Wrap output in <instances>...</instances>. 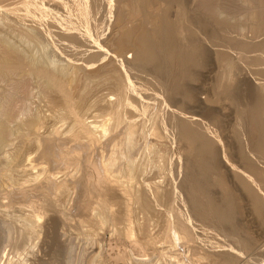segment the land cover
<instances>
[{
  "label": "rangeland",
  "instance_id": "374dc122",
  "mask_svg": "<svg viewBox=\"0 0 264 264\" xmlns=\"http://www.w3.org/2000/svg\"><path fill=\"white\" fill-rule=\"evenodd\" d=\"M0 113V264H264V0H0Z\"/></svg>",
  "mask_w": 264,
  "mask_h": 264
},
{
  "label": "bare ground",
  "instance_id": "6f19581e",
  "mask_svg": "<svg viewBox=\"0 0 264 264\" xmlns=\"http://www.w3.org/2000/svg\"><path fill=\"white\" fill-rule=\"evenodd\" d=\"M7 3V2H6ZM71 10V9H70ZM69 12V11H68ZM148 38V37H147ZM169 39V38H168ZM148 40V39H147ZM147 40L145 41V37H144V42L143 41H141L143 44V48L144 49H146V51H148L149 52V54H150V52H151V57H155V55L154 54H152V49H150V45H149V43L147 44ZM150 40V39H149ZM147 46H149V49H148V47ZM180 53V52H179ZM146 54V53H145ZM148 54V55H149ZM143 56H144V54H143ZM153 57V58H154ZM152 58V59H153ZM156 60V59H155ZM147 63V62H146ZM248 94H252V92H249ZM249 95V96H250ZM251 97V96H250ZM113 109V108H112ZM5 112V111H4ZM1 114V113H0ZM115 118V117H114ZM85 119V118H84ZM105 119V118H104ZM117 119V118H116ZM85 121V120H84ZM57 122V121H56ZM106 123V122H105ZM6 125V124H5ZM32 126V125H31ZM81 126V125H80ZM92 126V125H91ZM5 127V126H4ZM77 127V126H76ZM71 128V127H70ZM81 128V127H80ZM93 128V127H92ZM99 128V127H98ZM105 128V127H104ZM108 128V127H107ZM97 129V128H96ZM105 130V129H104ZM81 131V130H80ZM88 131H90V130H88ZM93 131V130H92ZM95 131V130H94ZM106 131H107V129H106ZM57 133H58V131H56ZM117 132V131H116ZM120 132V131H119ZM129 132H131V131H129ZM67 133V132H66ZM89 133V132H88ZM87 133V135H88V137L87 138H89V140H91V141H94V140H98V141H100L98 138H96L94 135H93V133L94 132H90L89 134H90V137H89V134ZM96 133V132H95ZM78 133H75L74 134V132H73V134H71V135H73V137L72 138H74V140H73V142H76L75 140H77L76 138H78L79 139V137H77L78 135H77ZM98 133H96V135H97ZM101 134V133H100ZM30 135V134H29ZM46 135H48V134H46ZM60 135V134H59ZM58 135V136H59ZM80 135H82V133L80 134ZM86 134H84V136H85ZM121 135V134H120ZM5 136H6V133H5V130L4 129H2V127L0 126V139H2V138H4V139H6L5 138ZM54 136V135H53ZM56 137H57V135H55ZM61 136V135H60ZM64 136V135H63ZM99 136V135H98ZM8 137V136H7ZM39 137V136H38ZM55 137V138H56ZM82 137V136H81ZM94 137H95V139H94ZM112 137V136H111ZM118 137V135H116V138ZM121 137V136H120ZM65 138V137H64ZM67 139H68V137H66ZM69 138H71V136L69 137ZM72 138H71V140H72ZM83 138H85V137H83ZM87 138H86V140H87ZM113 138V137H112ZM41 138H39L38 140H40ZM81 140H82V138H80ZM80 139L78 140L80 143H81V146H84L85 145V143H84V145H82V141H80ZM3 140V139H2ZM69 140V139H68ZM84 140V139H83ZM89 140H87L86 142L87 143H91V141L90 142H88ZM115 140V139H114ZM114 140H111L110 141V143L113 141V144L118 140V139H116V141H114ZM125 140V139H124ZM41 141V140H40ZM40 141H38L39 142V144L41 143ZM43 143H41V146H42V144H43V146H42V151H40V149L41 148H39V147H41V146H39L38 148H39V151L41 152V154L40 155H42L43 157H41V159L43 160V161H31L35 166H37V167H39V169H40V172H39V174L38 175H35V178H34V180H36L38 183L37 184H33V185H36V186H34L35 188L34 189H38V190H45V189H49V190H51V189H64L65 187L64 186H66V185H64L65 184V182L64 183H58V184H55L54 185V183H53V181L55 180V181H58V180H56L55 179V177L57 176V174L58 173H60V172H58V173H50L51 171H49L48 169H49V167H50V165H47V164H56L57 163V161H61L63 164H64V166L65 167H63V165H62V167L63 168H65L63 171H62V168H61V170L60 171H62L63 172V174H68V176H69V174H70V176L71 177H73V175H75V174H73V172L75 173V171H73V170H75V168L77 167L78 168V166L81 164V163H79L78 164V158H79V162H80V155H82V157H83V153L82 154H80V152H79V156H78V151L77 150H79V149H77L76 151H77V153H76V151L75 150H73L74 152H75V154L77 155V157L76 156H74L75 158L73 159L72 157V155H74V154H69V152L71 153V151H72V149L73 148H75V147H72V149H71V147H70V145L73 143H71V141L70 142H68V141H66V140H63L64 142L66 141V143H65V145H63V146H66V144L68 143V144H70V145H68L70 148H68L69 149V152H67L66 151V149H63L62 148V144H61V146H60V143H57L56 142V140L54 139V138H46V139H43ZM57 141H62V139H57ZM77 141V143H79ZM98 141H96L97 142V144H98ZM118 141H120V140H118ZM117 141V142H118ZM1 142V141H0ZM32 142V141H31ZM37 142V141H36ZM96 142L95 143H93L92 142V144H88V145H92V146H94L93 144H96ZM102 142V141H101ZM100 142V143H101ZM105 142H107V140L105 141ZM124 142V141H123ZM86 143V144H87ZM99 143V144H100ZM7 144V143H6ZM11 144V143H10ZM38 144V143H37ZM97 144L94 146V148H96V149H98V147L99 146H97ZM98 144V145H99ZM112 144V145H113ZM116 145H117V143H115ZM114 144V151H117L116 150V145ZM118 144H123V143H121V142H119ZM74 144H72L71 146H73ZM76 145V144H75ZM101 145V144H100ZM106 145L107 146H110L111 144H109V141H108V143L107 144H104V146L106 147ZM121 145H117V149L119 150L120 148V146ZM101 146H103V144L101 145ZM103 146V148H105ZM77 147H78V144H77ZM66 148H67V146H66ZM78 148H80V147H78ZM89 148L90 149H92L91 148V146H89ZM93 148V149H94ZM102 148V147H101ZM107 148V147H106ZM82 149V148H81ZM85 149V148H84ZM92 149V150H93ZM86 150V149H85ZM91 150V151H92ZM99 150H104V149H99ZM99 150H95V151H92V153H96L97 154V152H99ZM111 150V149H110ZM81 151V150H80ZM88 151V150H87ZM102 151H100V152H102ZM109 151V150H108ZM113 151V153H114V155H117V153L116 152H114ZM36 152V151H35ZM84 152V151H83ZM120 152V151H119ZM31 154V153H30ZM86 154V153H85ZM100 154V153H99ZM98 154V155H99ZM106 154V153H105ZM121 154V153H120ZM39 155V156H40ZM95 155V154H94ZM98 155H96V156H93L92 155V157H96V159H91V160H89V159H84V166H82V165H80L79 166V168H81V169H84L85 171L87 170H90L92 173H93V176H95L96 177V180H94V178L93 177H91V175L89 174L88 176L85 174L86 172H84L83 174H85L87 177L85 178V177H83V178H85L84 180L85 181H83L82 182V187H83V189H80V188H78V191H81V193H83V196L84 197H81V195H79L78 197H81V198H78L77 197V199H80V200H82V202H79V201H77V204H79V203H81L80 204V206H81V208L80 207H78V205H76L78 208H80V210H90V209H92V208H90V206H91V203H92V198H94V197H92L94 194H99V193H101L102 192V189H101V186H103V184H105V186H107L106 185V183H104V178H103V176H102V174L103 173H101L100 174V172H99V170L101 171V172H103L102 170H104V166H103V169H102V167H101V169H99V165H101V164H98L99 163V160H98V162H97V159L99 158V156ZM111 155H112V153H111ZM88 156H90V153H89V155ZM97 156H98V158H97ZM102 156H104V155H102ZM82 157H81V159H82ZM105 157V156H104ZM38 158H40V157H38ZM84 158V157H83ZM88 158V157H87ZM90 158H91V156H90ZM101 158V157H100ZM110 158H111V156H110ZM114 158V157H113ZM119 158H120V155H119ZM112 159V158H111ZM118 159V158H117ZM89 160V161H88ZM92 160H94V161H92ZM102 160V159H101ZM101 160H100V163H101ZM104 160V159H103ZM102 160V162H104ZM114 160V159H113ZM47 161V162H46ZM83 160H81V162H82ZM112 161V160H111ZM30 162V163H31ZM36 162H38V163H36ZM43 162H46V164L45 163H43ZM113 162V161H112ZM61 163V164H62ZM116 163V162H115ZM118 163V162H117ZM32 164V165H33ZM83 164V163H82ZM103 164V163H102ZM108 164V163H107ZM47 165V166H46ZM113 165V164H112ZM115 165V164H114ZM34 166V167H35ZM49 166V167H48ZM54 166V165H53ZM107 166V165H106ZM110 166H111V164H110ZM25 167V166H24ZM47 167H48V169H47ZM55 167H57V166H55ZM54 167V168H55ZM71 167H73L72 168V172H71ZM84 167V168H83ZM114 167V166H113ZM116 167V166H115ZM32 168V167H31ZM52 167H50V169H51ZM53 168V170H55ZM59 168V167H58ZM77 168H76V170H77ZM87 168V169H86ZM117 168V167H116ZM105 169L107 170V167H105ZM109 169V168H108ZM110 169H111V167H110ZM109 169V170H110ZM57 171L59 170V169H56ZM70 170V171H69ZM83 170V171H84ZM106 170H104L105 172H106ZM64 171H67V172H65L64 173ZM81 170H78V172L76 171V173H78V175L76 174V177H81V172H80ZM82 171V172H83ZM112 170H110V171H108V172H106V176L107 177H109V176H111L110 175V172H111ZM117 171V170H116ZM120 171V170H119ZM3 172V171H2ZM27 172V171H26ZM53 172V171H52ZM61 172V173H62ZM79 172L81 173V174H79ZM113 172V171H112ZM111 172V173H112ZM6 173V172H5ZM88 173V172H87ZM91 173V174H92ZM22 174V173H21ZM25 174V173H24ZM82 174V175H83ZM56 175V176H55ZM84 175V176H85ZM31 176V175H30ZM63 177L65 176V175H62ZM104 176H105V173H104ZM114 176V175H113ZM119 176V175H118ZM203 177V176H202ZM40 178V179H39ZM66 178V177H65ZM65 178H61V180L60 181H58V182H63L62 180H64L65 181ZM68 179H69V177H67ZM74 178V177H73ZM39 179V180H38ZM74 179H77L78 180V178H74ZM74 179H72L71 180V178L69 179V180H71V181H73ZM81 179V178H80ZM111 179H114V178H111ZM116 179V178H115ZM31 180V179H30ZM82 180V179H81ZM118 180V179H117ZM127 180H128V178H127ZM35 181V182H36ZM71 181H69V182H71ZM79 181V183H80V180H78ZM108 181L110 182V180L108 179ZM125 181H126V179H125ZM129 181V180H128ZM201 181V180H200ZM34 182V181H33ZM68 182V181H67ZM75 182V181H74ZM74 182H71V183H73L74 184ZM77 182V181H76ZM75 182V183H76ZM115 182V181H114ZM70 183V184H71ZM78 182L76 183V184H79ZM112 183V182H111ZM115 183H117V182H115ZM121 183V182H120ZM19 184H21V183H19ZM30 184V183H29ZM67 184V183H66ZM81 184V183H80ZM127 184V183H126ZM68 185V184H67ZM75 185V184H74ZM3 186V185H2ZM19 186V185H18ZM22 187H20L19 189L18 188H16L15 187V189L13 188L12 190H16V189H18V194H26V193H28L29 191H31L33 188V186H32V183L28 186V183H26V184H24V185H21ZM27 186V187H26ZM77 186V185H76ZM81 185H79V187H80ZM120 186V185H119ZM198 186V185H197ZM13 187H14V185H13ZM196 187V186H195ZM32 188V189H31ZM77 187H75V189H76ZM103 188H105L104 186H103ZM202 188V187H201ZM72 189H74V188H72ZM114 189V188H113ZM121 189V188H120ZM40 190V191H41ZM104 190V189H103ZM122 190V189H121ZM34 191V190H33ZM52 191V190H51ZM69 191V190H68ZM101 191V192H100ZM120 191V190H119ZM66 192V191H65ZM72 192V191H71ZM77 192V191H76ZM59 193V192H58ZM37 194V193H36ZM45 194V193H44ZM43 194V195H44ZM106 194V193H105ZM53 195V194H52ZM58 195V194H57ZM95 196V195H94ZM98 196V195H97ZM100 196H101V194H100ZM25 198H27L26 196H24ZM105 197V196H104ZM84 198V199H83ZM98 198H100V197H98ZM9 199H11V198H9ZM196 199V198H195ZM198 199V198H197ZM196 199V200H197ZM71 200V199H70ZM105 200H106V198H105ZM104 199H101L100 198V200H99V203H100V206H101V203H104V201H105ZM79 202V203H78ZM96 202H98V201H96ZM107 202V201H106ZM14 203V202H13ZM105 204V203H104ZM109 207V206H108ZM108 211V210H107ZM43 212V210L41 211V213ZM102 212V211H101ZM37 215V214H36ZM163 246V245H162ZM146 254V253H145ZM141 255V254H140ZM143 255V254H142ZM120 257V256H119ZM142 259V258H141ZM180 260V259H179ZM178 260V261H179ZM202 261V260H201ZM194 262V261H193ZM208 262V261H207ZM182 263V262H181Z\"/></svg>",
  "mask_w": 264,
  "mask_h": 264
},
{
  "label": "water",
  "instance_id": "95a60500",
  "mask_svg": "<svg viewBox=\"0 0 264 264\" xmlns=\"http://www.w3.org/2000/svg\"><path fill=\"white\" fill-rule=\"evenodd\" d=\"M169 42H171V38L166 41V46L165 47L168 48ZM255 119H256L255 122L259 124V121L257 120L258 118H255Z\"/></svg>",
  "mask_w": 264,
  "mask_h": 264
}]
</instances>
